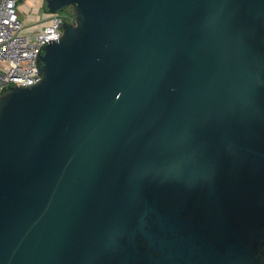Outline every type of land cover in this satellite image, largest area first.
Listing matches in <instances>:
<instances>
[{"label": "water", "instance_id": "water-1", "mask_svg": "<svg viewBox=\"0 0 264 264\" xmlns=\"http://www.w3.org/2000/svg\"><path fill=\"white\" fill-rule=\"evenodd\" d=\"M69 6L0 94V264H264V0Z\"/></svg>", "mask_w": 264, "mask_h": 264}, {"label": "built area", "instance_id": "built-area-1", "mask_svg": "<svg viewBox=\"0 0 264 264\" xmlns=\"http://www.w3.org/2000/svg\"><path fill=\"white\" fill-rule=\"evenodd\" d=\"M20 0H0V94L10 86L37 83L42 74L37 65L40 47L48 41L59 39L62 23L74 16L61 12L45 13L29 6V16L36 14L34 23L20 18ZM40 13V14H39Z\"/></svg>", "mask_w": 264, "mask_h": 264}, {"label": "rangeland", "instance_id": "rangeland-1", "mask_svg": "<svg viewBox=\"0 0 264 264\" xmlns=\"http://www.w3.org/2000/svg\"><path fill=\"white\" fill-rule=\"evenodd\" d=\"M20 6H21V14L20 18L22 21H25V23H34L36 14H33L32 16L28 15V12L30 11L29 6L33 5L35 7V11H38L40 8V5H42V0H20ZM42 7L39 9V12H42ZM59 12H61L63 15L66 16H74V11L72 7H66L61 9ZM40 14V13H39Z\"/></svg>", "mask_w": 264, "mask_h": 264}, {"label": "flooded vegetation", "instance_id": "flooded-vegetation-1", "mask_svg": "<svg viewBox=\"0 0 264 264\" xmlns=\"http://www.w3.org/2000/svg\"><path fill=\"white\" fill-rule=\"evenodd\" d=\"M69 7H71V6H69Z\"/></svg>", "mask_w": 264, "mask_h": 264}]
</instances>
